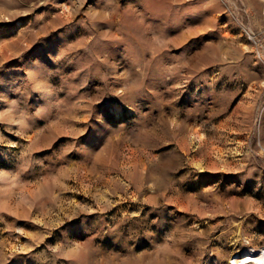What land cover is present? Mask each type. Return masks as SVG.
Returning a JSON list of instances; mask_svg holds the SVG:
<instances>
[{"label": "rangeland", "instance_id": "rangeland-1", "mask_svg": "<svg viewBox=\"0 0 264 264\" xmlns=\"http://www.w3.org/2000/svg\"><path fill=\"white\" fill-rule=\"evenodd\" d=\"M263 249L264 0H0V264Z\"/></svg>", "mask_w": 264, "mask_h": 264}, {"label": "bare ground", "instance_id": "bare-ground-1", "mask_svg": "<svg viewBox=\"0 0 264 264\" xmlns=\"http://www.w3.org/2000/svg\"><path fill=\"white\" fill-rule=\"evenodd\" d=\"M114 110L119 113L121 111L120 106L115 104ZM233 264H264V249L260 252L253 251L244 255L239 254L234 257Z\"/></svg>", "mask_w": 264, "mask_h": 264}]
</instances>
